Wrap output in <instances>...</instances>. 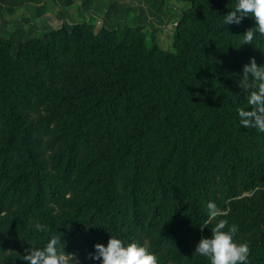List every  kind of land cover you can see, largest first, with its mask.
<instances>
[{
	"label": "trees",
	"instance_id": "16d2710c",
	"mask_svg": "<svg viewBox=\"0 0 264 264\" xmlns=\"http://www.w3.org/2000/svg\"><path fill=\"white\" fill-rule=\"evenodd\" d=\"M188 1L172 50L143 26L87 21L15 53L0 38V264H24L55 236L80 264H102L89 254L112 237L159 264H210L193 255L217 222L206 224L209 202L238 226L249 264H264V133L237 112L264 36L243 45L255 20L224 23L237 0Z\"/></svg>",
	"mask_w": 264,
	"mask_h": 264
},
{
	"label": "clouds",
	"instance_id": "9594fccd",
	"mask_svg": "<svg viewBox=\"0 0 264 264\" xmlns=\"http://www.w3.org/2000/svg\"><path fill=\"white\" fill-rule=\"evenodd\" d=\"M246 17L255 20L256 27L248 29L243 34V45H253L256 34L264 36V0H237L235 10L224 17L226 25H240ZM247 98L249 109H237L239 122L243 128H255L264 133V66H258L255 57L243 67V76L238 84ZM207 223L217 221L211 229V238H202L193 255L207 258L210 264H249L251 248L248 243H237L234 237L238 226L229 225L228 220L218 219L227 213L214 202L207 205ZM37 231H46V226L35 225ZM204 228H201L203 230ZM65 244L61 237H52L43 248L26 249L23 256L24 264H80L72 254H66ZM89 259L102 261V264H159L155 254L147 247L132 242L125 246L124 242L112 237L107 247L95 245V254H89Z\"/></svg>",
	"mask_w": 264,
	"mask_h": 264
},
{
	"label": "rangeland",
	"instance_id": "374dc122",
	"mask_svg": "<svg viewBox=\"0 0 264 264\" xmlns=\"http://www.w3.org/2000/svg\"><path fill=\"white\" fill-rule=\"evenodd\" d=\"M189 6L188 0H0V38L11 39L15 53L20 41L44 29L87 21L96 30L102 24L143 26L148 44L154 39L172 50L175 24Z\"/></svg>",
	"mask_w": 264,
	"mask_h": 264
}]
</instances>
